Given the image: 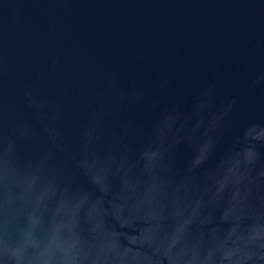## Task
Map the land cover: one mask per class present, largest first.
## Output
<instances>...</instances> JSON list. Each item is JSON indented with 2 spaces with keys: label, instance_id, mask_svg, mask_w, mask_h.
<instances>
[{
  "label": "water",
  "instance_id": "95a60500",
  "mask_svg": "<svg viewBox=\"0 0 264 264\" xmlns=\"http://www.w3.org/2000/svg\"><path fill=\"white\" fill-rule=\"evenodd\" d=\"M0 264H264V0H0Z\"/></svg>",
  "mask_w": 264,
  "mask_h": 264
}]
</instances>
